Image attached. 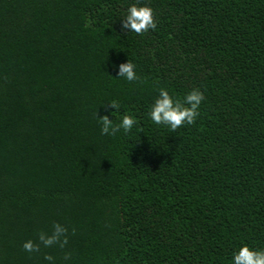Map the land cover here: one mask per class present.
<instances>
[{
	"label": "trees",
	"instance_id": "1",
	"mask_svg": "<svg viewBox=\"0 0 264 264\" xmlns=\"http://www.w3.org/2000/svg\"><path fill=\"white\" fill-rule=\"evenodd\" d=\"M132 4L156 29H122ZM161 88L204 94L194 124L151 120ZM96 113L136 124L105 135ZM54 223L64 248L39 241ZM245 245L264 250V0H0V264H234Z\"/></svg>",
	"mask_w": 264,
	"mask_h": 264
},
{
	"label": "clouds",
	"instance_id": "2",
	"mask_svg": "<svg viewBox=\"0 0 264 264\" xmlns=\"http://www.w3.org/2000/svg\"><path fill=\"white\" fill-rule=\"evenodd\" d=\"M156 27L153 9L149 6H137L136 4H132L128 8L127 15L122 23V29L138 35H143L149 29L154 30ZM119 68L118 77H124L129 82L138 79L134 71L135 65L131 61L120 64ZM204 99V94L199 89H194L181 102L180 100H174L166 89L161 88L158 98L151 106L149 116L155 124L169 126L172 131H175L185 124L192 125L195 123L196 118L199 116V106ZM108 106L116 111L120 107L116 101L109 103ZM95 115L102 125L101 132L105 135H115L121 128L125 133H128L136 124L135 119L130 115H124L118 125L114 124L108 115L102 117H99L98 113ZM74 232L75 229H73ZM66 233L67 228L59 223H54L50 235L43 231L40 232L39 241L45 247L58 244L60 248H64L68 243ZM40 243L29 240L24 243L23 248L28 252H38ZM70 255V253H65L64 259L68 260ZM233 257L234 264H264V250H252L247 245L241 247L238 253L233 254ZM44 259L53 261L54 257L46 254Z\"/></svg>",
	"mask_w": 264,
	"mask_h": 264
}]
</instances>
